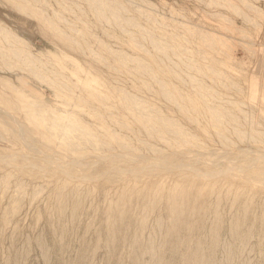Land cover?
<instances>
[{
	"label": "rangeland",
	"instance_id": "1",
	"mask_svg": "<svg viewBox=\"0 0 264 264\" xmlns=\"http://www.w3.org/2000/svg\"><path fill=\"white\" fill-rule=\"evenodd\" d=\"M0 26V264H264V0Z\"/></svg>",
	"mask_w": 264,
	"mask_h": 264
},
{
	"label": "bare ground",
	"instance_id": "2",
	"mask_svg": "<svg viewBox=\"0 0 264 264\" xmlns=\"http://www.w3.org/2000/svg\"><path fill=\"white\" fill-rule=\"evenodd\" d=\"M17 7V6H16ZM32 7V6H31ZM44 20V19H43ZM1 27V26H0ZM56 31V30H55ZM9 32V31H8ZM4 34V33H3ZM8 35H10V34H8ZM13 39H14V37H13ZM64 92V91H63ZM107 99V98H106Z\"/></svg>",
	"mask_w": 264,
	"mask_h": 264
}]
</instances>
